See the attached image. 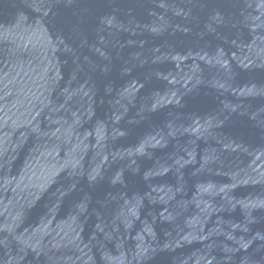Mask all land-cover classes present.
<instances>
[{
    "label": "water",
    "instance_id": "water-1",
    "mask_svg": "<svg viewBox=\"0 0 264 264\" xmlns=\"http://www.w3.org/2000/svg\"><path fill=\"white\" fill-rule=\"evenodd\" d=\"M0 264H264V0H0Z\"/></svg>",
    "mask_w": 264,
    "mask_h": 264
}]
</instances>
